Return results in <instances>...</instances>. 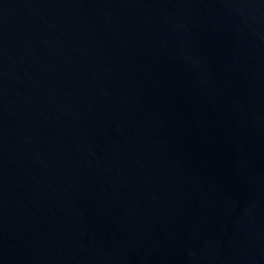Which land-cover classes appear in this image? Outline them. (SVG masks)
<instances>
[{
	"label": "water",
	"instance_id": "95a60500",
	"mask_svg": "<svg viewBox=\"0 0 264 264\" xmlns=\"http://www.w3.org/2000/svg\"><path fill=\"white\" fill-rule=\"evenodd\" d=\"M0 264H264V0H0Z\"/></svg>",
	"mask_w": 264,
	"mask_h": 264
}]
</instances>
